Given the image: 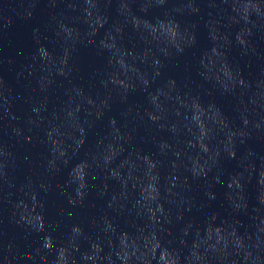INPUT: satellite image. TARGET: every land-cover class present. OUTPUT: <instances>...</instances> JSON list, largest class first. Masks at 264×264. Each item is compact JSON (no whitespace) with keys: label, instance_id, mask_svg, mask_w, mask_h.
<instances>
[{"label":"water","instance_id":"water-1","mask_svg":"<svg viewBox=\"0 0 264 264\" xmlns=\"http://www.w3.org/2000/svg\"><path fill=\"white\" fill-rule=\"evenodd\" d=\"M0 175L264 189V0H0Z\"/></svg>","mask_w":264,"mask_h":264}]
</instances>
